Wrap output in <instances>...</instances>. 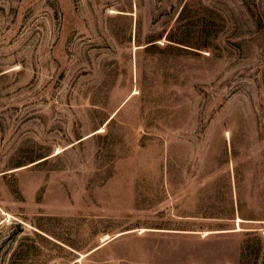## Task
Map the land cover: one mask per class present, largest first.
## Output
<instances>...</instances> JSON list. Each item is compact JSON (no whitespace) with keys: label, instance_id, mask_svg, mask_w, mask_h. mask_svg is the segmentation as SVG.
<instances>
[{"label":"rangeland","instance_id":"374dc122","mask_svg":"<svg viewBox=\"0 0 264 264\" xmlns=\"http://www.w3.org/2000/svg\"><path fill=\"white\" fill-rule=\"evenodd\" d=\"M0 264H264V0H0Z\"/></svg>","mask_w":264,"mask_h":264},{"label":"bare ground","instance_id":"6f19581e","mask_svg":"<svg viewBox=\"0 0 264 264\" xmlns=\"http://www.w3.org/2000/svg\"><path fill=\"white\" fill-rule=\"evenodd\" d=\"M108 237V235H106V237L105 238H107Z\"/></svg>","mask_w":264,"mask_h":264}]
</instances>
